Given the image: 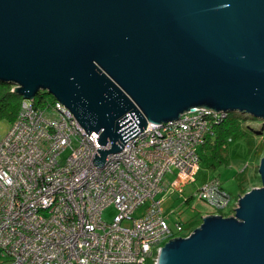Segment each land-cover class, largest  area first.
Wrapping results in <instances>:
<instances>
[{"label": "water", "instance_id": "95a60500", "mask_svg": "<svg viewBox=\"0 0 264 264\" xmlns=\"http://www.w3.org/2000/svg\"><path fill=\"white\" fill-rule=\"evenodd\" d=\"M0 81L99 133V167L196 108L264 122V0H0ZM258 175L233 214L204 215L156 264H264V154Z\"/></svg>", "mask_w": 264, "mask_h": 264}, {"label": "built area", "instance_id": "2783aa9c", "mask_svg": "<svg viewBox=\"0 0 264 264\" xmlns=\"http://www.w3.org/2000/svg\"><path fill=\"white\" fill-rule=\"evenodd\" d=\"M34 101L22 99L0 139V264H156L164 242L188 235L181 218L169 223L162 195L196 180L199 149L229 112L196 108L149 123L99 167V133L91 137L54 98ZM191 196L224 216L238 200L218 176Z\"/></svg>", "mask_w": 264, "mask_h": 264}, {"label": "rangeland", "instance_id": "374dc122", "mask_svg": "<svg viewBox=\"0 0 264 264\" xmlns=\"http://www.w3.org/2000/svg\"><path fill=\"white\" fill-rule=\"evenodd\" d=\"M47 97L52 99L51 95H47ZM243 119L244 125H246V123L256 126L260 125L257 124L256 119H253L246 114H244ZM245 121L246 123H244ZM10 127L11 121L5 117H1L0 139L6 135ZM260 127L262 126L260 125ZM254 139L257 142L262 138L257 136ZM65 154L66 152L62 153V157H64ZM263 154L264 152L259 157L256 156L253 151L250 150L245 137H236L227 145V148L224 150L223 155L225 157V162H221L212 168L206 167V164L202 162V165H200V168L195 175L196 180L187 184L184 187L183 193L175 191L162 195L164 198L162 208L164 213L170 216L168 217L169 223L172 225V223L176 221L178 217L184 221L186 219L195 217L199 219L200 216L203 217L208 213V211H215L210 203L195 197H191L188 202H184L185 197L190 196L211 176H218L220 178L222 187L231 194L232 200H234L235 197L244 194L241 191L242 187L248 191L252 187L260 186L261 182L258 175V165ZM172 176V174L167 175L168 179H171ZM157 197L159 198L160 194H158ZM171 211H173V213H171ZM115 214L116 208L114 205H108L102 211V220L105 222H110ZM134 215H137V212L134 213ZM1 260L2 257H0V261Z\"/></svg>", "mask_w": 264, "mask_h": 264}, {"label": "trees", "instance_id": "16d2710c", "mask_svg": "<svg viewBox=\"0 0 264 264\" xmlns=\"http://www.w3.org/2000/svg\"><path fill=\"white\" fill-rule=\"evenodd\" d=\"M47 95L50 94L45 91H40L36 95L34 103L39 104L40 98ZM22 99L20 94L12 90L11 84L0 81V118L5 117L12 122L20 110ZM243 118L244 114L242 113L229 112L227 117L213 125V133L206 136L203 145L199 149L200 165L204 162L206 167L212 168L221 162H225V157L223 155L225 148H227V145L236 137L240 136L246 138L250 150L253 151L256 156L259 157L264 152V122L256 120L257 124H260L262 127H260V125H249L246 121L244 122L246 125H244ZM257 136H260L262 139L256 142L254 138ZM229 138L230 141L228 140ZM241 191L244 193L246 190L242 187ZM191 197V195L185 197L184 202H188ZM230 214L231 213H227L225 215ZM201 222V216L199 219L197 217L186 219L184 221L186 233L192 231Z\"/></svg>", "mask_w": 264, "mask_h": 264}, {"label": "crops", "instance_id": "0c3cea01", "mask_svg": "<svg viewBox=\"0 0 264 264\" xmlns=\"http://www.w3.org/2000/svg\"><path fill=\"white\" fill-rule=\"evenodd\" d=\"M208 213H212V212L208 211ZM208 213H207V214H208ZM205 215H206V214H205Z\"/></svg>", "mask_w": 264, "mask_h": 264}]
</instances>
